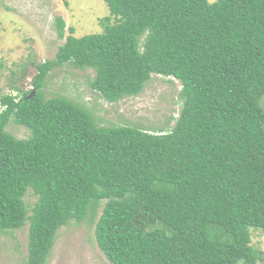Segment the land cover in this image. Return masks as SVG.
<instances>
[{"label":"trees","instance_id":"1","mask_svg":"<svg viewBox=\"0 0 264 264\" xmlns=\"http://www.w3.org/2000/svg\"><path fill=\"white\" fill-rule=\"evenodd\" d=\"M104 2L98 33L65 35L54 18V57L0 98V234L28 223L24 264H47L59 228L86 217L110 264H264L250 236L264 231V0ZM65 63L92 69L109 102L152 74L179 80L174 124L102 126L80 103L44 98Z\"/></svg>","mask_w":264,"mask_h":264},{"label":"rangeland","instance_id":"2","mask_svg":"<svg viewBox=\"0 0 264 264\" xmlns=\"http://www.w3.org/2000/svg\"><path fill=\"white\" fill-rule=\"evenodd\" d=\"M108 15L104 0H0V98L15 95L14 87L23 91L31 88L36 63L54 57L64 41L56 34L54 18L64 19L65 35L67 28L73 27L78 37L101 32L100 18ZM93 75L90 68L62 64L48 73L42 95H59L82 104L102 126L131 125L156 131L174 124L181 106L179 80L152 74L138 94L109 102L90 87ZM259 103L264 108V96ZM5 129L18 138L29 134L27 128L12 120ZM35 199L28 190L25 202L29 208ZM27 228L26 222L19 229L0 234V264H24ZM250 236L251 244L264 252V231L250 228ZM47 264H110L96 245L94 222L86 217L61 226Z\"/></svg>","mask_w":264,"mask_h":264},{"label":"water","instance_id":"3","mask_svg":"<svg viewBox=\"0 0 264 264\" xmlns=\"http://www.w3.org/2000/svg\"><path fill=\"white\" fill-rule=\"evenodd\" d=\"M32 93H34V91Z\"/></svg>","mask_w":264,"mask_h":264}]
</instances>
